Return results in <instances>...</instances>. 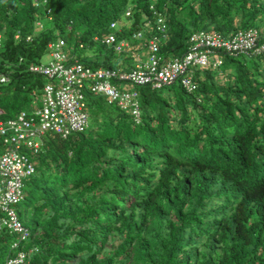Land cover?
<instances>
[{"label":"trees","instance_id":"obj_1","mask_svg":"<svg viewBox=\"0 0 264 264\" xmlns=\"http://www.w3.org/2000/svg\"><path fill=\"white\" fill-rule=\"evenodd\" d=\"M122 17L128 27L117 26ZM257 17L264 0H0V75L8 77L0 83V119L41 92L45 78L29 65L58 38L73 57L106 55L85 60L92 66L126 68L113 58L137 56L131 70L153 36L168 59L183 54L199 29L224 37L264 32ZM109 33L135 48L117 53L95 39ZM237 56L223 52L219 66H192L191 90L176 81L138 85V121L90 94L91 127L42 136L15 206L29 231L21 246L37 249L30 264H264V54ZM15 238L1 230L0 250L8 245L10 254Z\"/></svg>","mask_w":264,"mask_h":264},{"label":"built area","instance_id":"obj_2","mask_svg":"<svg viewBox=\"0 0 264 264\" xmlns=\"http://www.w3.org/2000/svg\"><path fill=\"white\" fill-rule=\"evenodd\" d=\"M34 1L36 4L46 2ZM130 15L131 11L127 9L125 16ZM109 27L114 29L116 23L111 22ZM156 29L163 36L167 34L168 27L163 18H157ZM141 36V32L133 34L137 39H142ZM95 39L112 46L117 53L135 48L125 39L117 41L115 33ZM144 45L147 59L131 70L86 64L70 54L62 38L48 44V62L29 65V71L45 78L41 92L32 90L28 110L22 109L14 117L0 119V231L7 229L16 235L10 245L11 253L2 264H30L32 254L37 251L36 248L27 250L21 246L29 231L19 220L15 209L24 199V179L35 172L36 163L32 156L41 146V141L35 140V137L52 132L66 138L71 133L84 131L89 125L86 92L103 96L110 103L115 102L138 121V91L127 88L125 83L161 88L179 81L191 90L195 87L192 66H219L223 63V52L234 55L264 54V32L250 28L224 37L215 30L199 29L190 34L188 48L183 54L168 59L158 55L155 36ZM7 80L6 75H0V83Z\"/></svg>","mask_w":264,"mask_h":264},{"label":"rangeland","instance_id":"obj_3","mask_svg":"<svg viewBox=\"0 0 264 264\" xmlns=\"http://www.w3.org/2000/svg\"><path fill=\"white\" fill-rule=\"evenodd\" d=\"M122 23H123V25H122ZM256 23L259 26L260 30H263L264 31V17H262L261 19H260V17H257ZM129 25H130V22L125 17H122L121 20L117 24V26H119V28L121 26L128 27ZM122 38H125V40L127 39L129 41H132L131 38H126V37H122ZM139 53H140L139 55H141V59L145 61L147 59L145 45H143L142 48L139 49ZM125 54H129V53L123 52V54H121V56L114 57L113 58V62H114L113 65L116 66L118 64H122V65H125V67L127 69L126 68H123V67H120V68H123V69L128 70L129 69V65L130 64L133 65L137 61V56H134V55H130L129 54V57H126ZM98 57H99V55L97 53H95V52H88V53H85L83 55L78 56L77 58L79 60L83 61V62H86L85 60H87V61H90V62L93 63V60H95ZM49 59H50L49 55L48 54H45L42 57L41 62H48ZM98 59L100 61L103 60V59H106V55L105 54L104 55H101ZM244 59H245V56H243V55H239V56H237L235 58L236 61H241V62L244 61ZM117 62H119V63H117ZM221 69L224 70L225 72H228L229 70H231V68L228 65L224 66V64L221 66ZM125 84H126L127 88H129V89H138L139 88L138 86H135V85L130 84V83H125ZM175 84H178L179 85L180 82L179 81H176ZM89 96H90V93L89 92H86V98L89 97ZM30 101H31V99H30ZM30 101H28L22 108L28 110L29 109ZM87 101H88V99H87ZM89 116H90L89 117V127H91V125H93L95 123V121H94V115L92 113H90ZM35 140L41 141L42 140V137H35ZM26 152L29 153V150H26ZM0 251H1L0 252V260L1 259L4 260L7 257V255L9 254V247H8V245H6V247H4ZM75 262H77V259L75 260ZM75 262H74V264H76Z\"/></svg>","mask_w":264,"mask_h":264},{"label":"bare ground","instance_id":"obj_4","mask_svg":"<svg viewBox=\"0 0 264 264\" xmlns=\"http://www.w3.org/2000/svg\"><path fill=\"white\" fill-rule=\"evenodd\" d=\"M254 28V27H253ZM228 36V35H227ZM160 48V47H159ZM237 56V55H236ZM228 63V62H227ZM133 67V66H132Z\"/></svg>","mask_w":264,"mask_h":264},{"label":"water","instance_id":"obj_5","mask_svg":"<svg viewBox=\"0 0 264 264\" xmlns=\"http://www.w3.org/2000/svg\"><path fill=\"white\" fill-rule=\"evenodd\" d=\"M0 113H1V111H0Z\"/></svg>","mask_w":264,"mask_h":264}]
</instances>
